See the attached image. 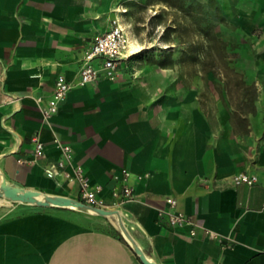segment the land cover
Wrapping results in <instances>:
<instances>
[{
  "label": "crops",
  "instance_id": "1",
  "mask_svg": "<svg viewBox=\"0 0 264 264\" xmlns=\"http://www.w3.org/2000/svg\"><path fill=\"white\" fill-rule=\"evenodd\" d=\"M223 1L235 3L242 32L264 36V0ZM113 7L114 0H0V177L79 200L77 182L46 175L66 144L100 206L118 210L159 264H264V84L254 110L233 118L218 100L203 107L192 96L163 97L126 64L114 81L74 87L45 119L57 77L78 81L81 56L109 29ZM256 48L264 50V40ZM33 135L44 143L41 156ZM242 173L256 181L236 183ZM124 183L134 196L116 200L112 192ZM166 197L197 226H168L159 215ZM25 206L0 218V264H142L113 217Z\"/></svg>",
  "mask_w": 264,
  "mask_h": 264
},
{
  "label": "rangeland",
  "instance_id": "2",
  "mask_svg": "<svg viewBox=\"0 0 264 264\" xmlns=\"http://www.w3.org/2000/svg\"><path fill=\"white\" fill-rule=\"evenodd\" d=\"M234 5L223 0H114L113 19L125 27L135 51L126 73L146 77L149 86L172 101L192 96L195 104L212 107L218 100L233 118L253 111L264 84L259 81L264 50L256 48L264 36L239 29ZM25 207L30 206L2 202L0 218L26 212Z\"/></svg>",
  "mask_w": 264,
  "mask_h": 264
},
{
  "label": "built area",
  "instance_id": "3",
  "mask_svg": "<svg viewBox=\"0 0 264 264\" xmlns=\"http://www.w3.org/2000/svg\"><path fill=\"white\" fill-rule=\"evenodd\" d=\"M128 52V34L125 27L116 19L111 20L109 29L97 38L90 41L88 48L84 51L80 59L79 78L76 83L68 81L63 76H58L55 81L53 95L44 111L45 119L50 118L58 111V104L63 101L69 91L76 86L96 85L101 79L114 81L124 70L130 60ZM43 99L38 98L37 103H42ZM34 145L35 156L44 154V143L37 135L30 138ZM60 159L50 164L46 169V175L54 178L58 174L68 182H77L79 185V200L85 204L101 207V201L96 189L90 188L87 179L83 175L82 169L73 163V150L69 145H62ZM128 176V173H124ZM236 183L244 182L252 184L256 181L255 176L242 173L234 177ZM113 198L116 200H131L134 196L132 189L124 183L119 190H113ZM166 209H161L159 215L170 227L191 226L197 224L189 216L177 209V201L173 197H166ZM191 236H196L191 230ZM205 237L209 240H217V233L206 230Z\"/></svg>",
  "mask_w": 264,
  "mask_h": 264
},
{
  "label": "water",
  "instance_id": "4",
  "mask_svg": "<svg viewBox=\"0 0 264 264\" xmlns=\"http://www.w3.org/2000/svg\"><path fill=\"white\" fill-rule=\"evenodd\" d=\"M0 199L40 208H58L94 216L113 217L120 236L135 253L141 263L159 264L154 259L150 258L136 242L125 226L121 213L116 209H105L103 207L85 204L80 200L68 196L19 187L10 183L3 175L0 177Z\"/></svg>",
  "mask_w": 264,
  "mask_h": 264
},
{
  "label": "bare ground",
  "instance_id": "5",
  "mask_svg": "<svg viewBox=\"0 0 264 264\" xmlns=\"http://www.w3.org/2000/svg\"><path fill=\"white\" fill-rule=\"evenodd\" d=\"M131 49V44H130V40H128V52H129V56H133V54H134V52H133V54L131 53V51L132 50H130ZM133 49V48H132ZM7 203L8 201L7 200H5V199H0V203Z\"/></svg>",
  "mask_w": 264,
  "mask_h": 264
},
{
  "label": "trees",
  "instance_id": "6",
  "mask_svg": "<svg viewBox=\"0 0 264 264\" xmlns=\"http://www.w3.org/2000/svg\"><path fill=\"white\" fill-rule=\"evenodd\" d=\"M58 209V208H57ZM119 236H120V234H119ZM120 238L122 239V237L120 236ZM123 240V239H122ZM124 241V240H123Z\"/></svg>",
  "mask_w": 264,
  "mask_h": 264
}]
</instances>
